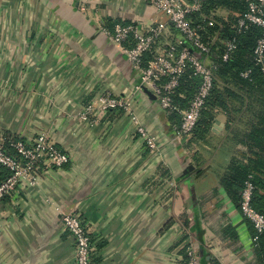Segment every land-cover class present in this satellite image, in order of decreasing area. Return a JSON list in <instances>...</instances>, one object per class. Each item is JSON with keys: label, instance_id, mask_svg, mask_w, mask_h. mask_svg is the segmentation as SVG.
I'll use <instances>...</instances> for the list:
<instances>
[{"label": "crops", "instance_id": "obj_1", "mask_svg": "<svg viewBox=\"0 0 264 264\" xmlns=\"http://www.w3.org/2000/svg\"><path fill=\"white\" fill-rule=\"evenodd\" d=\"M109 24L144 35L163 24L152 57L182 40L151 0H0V137L31 145L43 132L69 157L40 166L35 186L20 184L0 202V264H74L56 208L79 216L92 264H178L186 245L198 264H259L251 226L219 184L235 150L225 114L215 111L218 128L213 120L204 136L178 143L176 121L150 90L135 89L139 72L101 33ZM102 94L128 100L133 115L81 121Z\"/></svg>", "mask_w": 264, "mask_h": 264}, {"label": "built area", "instance_id": "obj_2", "mask_svg": "<svg viewBox=\"0 0 264 264\" xmlns=\"http://www.w3.org/2000/svg\"><path fill=\"white\" fill-rule=\"evenodd\" d=\"M157 12L165 16L180 34L182 40L175 45L166 46L153 55L152 59L143 65V57L150 52L151 47L158 41L164 32V25L157 24L147 34H139L132 25L116 24L112 29L100 27L101 33L115 44L127 57L134 69L140 74V84L136 90L147 88L156 97L160 108L166 116L174 113L179 115V124L175 128L174 139L182 144L192 136L200 119L202 108L205 105L212 89L214 65L206 64V57L210 48L201 38L199 28L191 24L188 16L198 12L202 0H151ZM247 11L238 20L237 30L247 29L254 25L262 30V36L254 48V58L257 64L264 65V0H245ZM132 37L134 44L124 47V43ZM183 47L178 50V47ZM191 48L196 53L191 52ZM235 50V42L228 41L222 54L226 61ZM203 56V58L201 57ZM188 66L192 75L200 79L198 89L188 107L181 110L173 103V94L179 86L184 69ZM262 71L264 72L263 68ZM248 72L243 74L247 77ZM121 111L126 115H133L128 100L109 94L96 96L88 103L78 118L89 124L94 123L93 116ZM134 120L135 133L145 140L146 149L150 154L158 151V144L154 138L147 134L145 128L138 120ZM69 162V157L62 149L48 138L46 134L39 133L33 144L28 145L22 141L9 140L0 137V166L9 172L8 178L0 184V202L17 190L20 184L33 187L38 183L40 166L47 168H60ZM251 177L244 183L240 194L239 210L241 215L249 221L256 234L264 230V215L260 214L251 205L254 185ZM60 214V222L70 234L75 243L74 264H91V238L82 224L79 216L71 212ZM186 264H198L194 250L186 247Z\"/></svg>", "mask_w": 264, "mask_h": 264}, {"label": "trees", "instance_id": "obj_3", "mask_svg": "<svg viewBox=\"0 0 264 264\" xmlns=\"http://www.w3.org/2000/svg\"><path fill=\"white\" fill-rule=\"evenodd\" d=\"M201 4L200 10L190 14L188 19L199 28L202 41L209 46L210 54L206 61L215 69L212 89L193 134L198 132L204 136L209 132L215 111L225 114L226 132L235 150L219 184L239 209L240 194L250 176L254 185L251 205L264 215V65L257 64L254 58V48L262 36V30L250 25L238 32V20L247 11L245 0H202ZM221 11L227 14L225 18L219 15ZM105 27L112 29V24ZM228 41L235 42V50L223 61L222 54ZM131 46L132 43L128 45ZM182 47L180 45L178 50ZM190 51L196 53L192 48ZM151 59V53H146L143 65ZM246 72L247 77H243ZM199 84L200 79L194 77L192 70L186 66L173 94V103L181 110L186 109ZM169 119L175 120V125L179 124L176 113L170 115ZM8 176L9 172L0 166V184ZM250 226L255 238L254 255L259 264H264V230L256 234ZM186 246L179 252L181 260L178 264L187 262ZM211 262L220 264L216 260Z\"/></svg>", "mask_w": 264, "mask_h": 264}, {"label": "water", "instance_id": "obj_4", "mask_svg": "<svg viewBox=\"0 0 264 264\" xmlns=\"http://www.w3.org/2000/svg\"><path fill=\"white\" fill-rule=\"evenodd\" d=\"M219 124H220V123H219L218 120H214V125H213V127H214V128H218L217 125H219Z\"/></svg>", "mask_w": 264, "mask_h": 264}, {"label": "rangeland", "instance_id": "obj_5", "mask_svg": "<svg viewBox=\"0 0 264 264\" xmlns=\"http://www.w3.org/2000/svg\"><path fill=\"white\" fill-rule=\"evenodd\" d=\"M229 142L234 146V143H232V141L229 140ZM234 147H235V146H234ZM219 149L221 150V152H224V151L222 150V149H224V148L218 146L217 150H219ZM221 154H222V153H221Z\"/></svg>", "mask_w": 264, "mask_h": 264}]
</instances>
